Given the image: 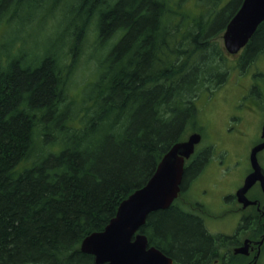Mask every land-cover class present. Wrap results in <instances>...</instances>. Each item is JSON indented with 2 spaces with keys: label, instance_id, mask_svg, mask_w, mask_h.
<instances>
[{
  "label": "trees",
  "instance_id": "1",
  "mask_svg": "<svg viewBox=\"0 0 264 264\" xmlns=\"http://www.w3.org/2000/svg\"><path fill=\"white\" fill-rule=\"evenodd\" d=\"M182 1L52 0L59 18L44 37H29L31 51L18 41L10 53L0 43V264H95L81 241L145 185L187 125L199 131V94L227 75L224 49L205 51L241 0H193L191 13ZM91 22L97 42L117 39L101 55L91 54L96 44L90 49L96 76L75 97ZM262 53L264 21L241 60ZM200 226L173 203L150 213L140 233L181 264H200L210 250Z\"/></svg>",
  "mask_w": 264,
  "mask_h": 264
},
{
  "label": "flooded vegetation",
  "instance_id": "2",
  "mask_svg": "<svg viewBox=\"0 0 264 264\" xmlns=\"http://www.w3.org/2000/svg\"><path fill=\"white\" fill-rule=\"evenodd\" d=\"M242 1L238 4L237 10ZM248 43L236 54L226 52L227 56L235 61L229 67L231 70L229 68L227 70V79L230 73L236 71L245 78L246 82H243L242 85L239 83L240 86L236 87L240 96L231 103L227 102V111L220 122V127L217 128L219 138L223 139L225 147H220L217 151L210 144L199 145V143L194 147L193 153L184 162L179 193L173 202L177 212L198 219L201 223V229L210 238L209 254L200 264H262L264 261L263 181L261 183L260 180H256L245 191L243 198L246 203L241 201L238 196V190L253 172L250 163L251 152L263 142L264 71L257 68L252 70L256 62L253 65L250 63L254 62L256 57L262 58L264 53L255 54L244 62L241 57L245 54ZM240 60L245 65H238ZM224 79L225 75L221 80L215 81L216 89L208 92L205 97L207 102L212 101L213 111L218 107L219 98L212 96L221 88V94H224ZM220 99L222 100V98ZM252 120H254L253 127ZM194 133H199L202 137L200 130L196 129ZM247 139H249V142L246 143V148L249 145L248 171L242 180L237 181L238 183H232L234 179L232 177L240 164L239 146ZM199 158L202 161L199 160V165H195L191 173H188L187 170ZM256 161L260 178L264 180V148L256 152ZM225 164H227V170H223ZM207 169L209 175H212L213 171L215 172L216 180H210L209 177L203 175ZM203 182H205L204 187H202ZM207 200L214 202L215 208L211 209H217L216 211H210L208 203L204 202ZM217 223L224 225L220 226ZM145 237L147 238V249L155 247L163 255L170 258L173 264H181L166 254L167 252L150 244V238L147 235Z\"/></svg>",
  "mask_w": 264,
  "mask_h": 264
},
{
  "label": "water",
  "instance_id": "3",
  "mask_svg": "<svg viewBox=\"0 0 264 264\" xmlns=\"http://www.w3.org/2000/svg\"><path fill=\"white\" fill-rule=\"evenodd\" d=\"M264 21V0H244L239 11L231 18L222 35L227 53L236 54L246 45L257 26ZM250 156L253 172L238 190L241 201L245 191L256 181L262 183L256 152ZM198 133L190 134L185 141L173 144L162 156L153 174L141 188L136 189L117 207L115 216L100 232H94L81 241V251L94 257L95 264H171V260L155 247L147 246V238L139 232L147 216L157 210L167 209L179 193L184 161L200 142Z\"/></svg>",
  "mask_w": 264,
  "mask_h": 264
},
{
  "label": "rangeland",
  "instance_id": "4",
  "mask_svg": "<svg viewBox=\"0 0 264 264\" xmlns=\"http://www.w3.org/2000/svg\"><path fill=\"white\" fill-rule=\"evenodd\" d=\"M172 1L174 2L175 0H172ZM50 2H52V0L50 1L10 0L7 3L6 7L0 9V21H1L0 22V43L3 40H5L4 43H5L6 50H8L10 53L16 52L17 47L19 48V46L16 43L19 41L21 42L20 44H22L23 48H25L26 50L30 49L31 51V47L29 46L28 43L33 42V40L29 37H32L35 34H37L38 35L37 38H42L46 34L49 33V31L52 28V24H55L59 18V12L57 8L61 6L60 4L59 7L57 6L56 8H49L48 5L50 4ZM61 2H63V0H61ZM40 3H41V6H40ZM44 4H45V7H44ZM181 4L183 8L184 7L187 8L186 9L187 12L193 11L190 9V8H193V4H194L193 0H188V1L184 0L182 1ZM12 9L14 10L11 11ZM12 13H17L18 15L11 16L10 14ZM22 15H25V16H22ZM27 19H30L31 23L26 24ZM7 20H8V23H7ZM39 23H42L43 27H39L38 25ZM23 24H25L24 27H23ZM185 28L186 26H183L182 29L184 30ZM87 29L88 30L85 36V42L82 45L83 54L81 55V61L78 65L77 71L75 72L76 74L73 78L74 85H72L71 90H70L71 95L75 97H78L80 95V92L84 88V86H86L88 83L93 81V79L96 76V70H95L96 67L93 61L94 57L91 58L90 49L93 47L94 44H96L98 46V50L91 52V54L101 55L104 53V51L102 50L100 52L99 47L104 45L106 48H108L113 43V41L117 39V37L112 38L111 36L108 39H106L103 43L97 42L96 40L97 33L94 30V26L92 22L89 26H87ZM17 33L18 35L16 36ZM221 35L222 34H217L216 36L211 37L210 42L213 44V47L215 48L208 45L209 47H208V50L205 51L206 53L210 52L211 56H215V53L217 52L216 47L220 45L223 48ZM19 36L23 37L22 40H17V39L14 40L15 37L19 38ZM182 43L184 45L177 44V43L176 44L180 46L181 48H182V45L190 49L192 48V46H190V43H187L186 39ZM212 59L215 60L214 58ZM263 59H264V56L260 59L256 57L253 60L254 62L250 63L251 65H253L256 62L252 70L257 68L258 70L264 71V60ZM232 63H235V61L225 55L224 59L219 62V66L222 67L221 71L225 72V70H228V68L230 67V65H232ZM242 65H245V64L242 63ZM200 72H201L200 79H202V77L204 78V76H208L207 79L209 78V74H206L205 72H202V71ZM209 72L211 74L212 69H210ZM215 77L216 76H214V78ZM226 77L227 75H225V78ZM207 79H206V82H208ZM243 82L244 83L246 82L245 78L241 77L236 71L228 75V79L226 78V81L224 82V86H223L224 94H221V91H222V88H221L217 90L216 93L214 92L215 94L214 96H212L215 98L216 97L219 98L218 107L215 111H213L214 106L212 104V101L207 102V99L205 98L208 93L207 88L211 85V83L208 82L210 85L202 89V91L199 94L197 103H196V110H197L196 127L201 129L202 134H203V140L200 142L199 145H209V144L213 145L214 150L216 151L219 150L220 147L221 148L225 147V143L223 142V139L219 138L217 128L220 127V122L222 121L225 115V112L227 111V102L231 103L240 96V92L238 89H236V87H239L240 84L242 85ZM212 84H214L215 87L210 89L211 91L216 89V84L214 82H212ZM220 95H223L225 97V100H224V97H218ZM227 97H228V100H227ZM220 98H222V100ZM251 124L253 127L254 120L251 121ZM191 125L192 124L187 125V127L188 126L189 127L186 133L184 134L183 140H185L187 136L190 134ZM248 142H249V139L245 140V142L243 144L241 143V145L239 146L238 152L240 153V164L237 168L236 173L232 177L234 178L232 183H238L237 181H239L240 179L242 180L245 173L248 171L249 164H248L247 155H248L249 145L246 148V143ZM230 168L231 166L229 167V169ZM223 170H227V164L223 166ZM203 175L206 177H209L210 180L217 179V175L215 174L214 171L212 172V175H209L208 169L205 171ZM204 186H205V182H203L202 184V187ZM204 202L208 203L210 207V211L217 210V209H211V208H215L213 205L214 202L210 200H207ZM217 224L218 225L220 224V226L224 225L223 223H217ZM262 264H264V261L262 262Z\"/></svg>",
  "mask_w": 264,
  "mask_h": 264
},
{
  "label": "bare ground",
  "instance_id": "5",
  "mask_svg": "<svg viewBox=\"0 0 264 264\" xmlns=\"http://www.w3.org/2000/svg\"><path fill=\"white\" fill-rule=\"evenodd\" d=\"M243 1H244V0H243ZM243 1H242V3H243ZM241 6H242V4H241ZM241 6H240V7H241ZM240 7H239V9H240ZM239 9L237 10V12L239 11ZM237 12H236V13H237ZM251 37H252V36H251ZM204 163H205V162H204ZM204 163H203V164H204ZM201 167H202V166H201ZM200 170H201V169H200ZM134 189H135V188H134ZM249 204H250V203H249ZM251 205H252V204H251ZM174 213H175V212H174ZM109 222H110V221H109ZM145 222H146V221H145ZM144 224H145V223H144ZM106 226H107V225H106ZM106 226H105V227H106ZM99 232H100V231H99ZM139 232H140V230H139ZM93 233H94V232H93ZM91 234H92V233H91ZM142 234H143V233H142ZM89 235H90V234H89ZM87 236H88V235H87ZM87 236H86V237H87ZM80 246H81V245H80ZM80 250H81V247H80ZM81 252H82V251H81ZM83 254H84V252H83ZM86 254H89V253H86ZM235 254H236V253H235ZM239 254H240V253H239ZM90 255H91V254H90ZM91 256H92V255H91ZM199 256H200V255H199ZM169 259H170V258H169ZM170 260H171V259H170ZM94 263H95V262H94ZM171 264H173V263H172V260H171Z\"/></svg>",
  "mask_w": 264,
  "mask_h": 264
}]
</instances>
